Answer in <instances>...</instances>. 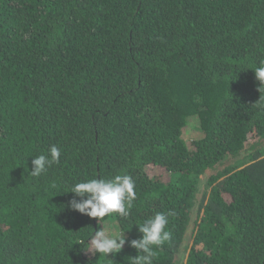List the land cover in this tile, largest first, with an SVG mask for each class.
Here are the masks:
<instances>
[{
  "label": "trees",
  "instance_id": "trees-1",
  "mask_svg": "<svg viewBox=\"0 0 264 264\" xmlns=\"http://www.w3.org/2000/svg\"><path fill=\"white\" fill-rule=\"evenodd\" d=\"M262 62L264 0H0V264H132L157 212L154 264H264ZM117 174L128 217L68 207ZM108 226L128 243L88 252Z\"/></svg>",
  "mask_w": 264,
  "mask_h": 264
},
{
  "label": "clouds",
  "instance_id": "clouds-1",
  "mask_svg": "<svg viewBox=\"0 0 264 264\" xmlns=\"http://www.w3.org/2000/svg\"><path fill=\"white\" fill-rule=\"evenodd\" d=\"M257 80L264 85V62L253 69ZM264 95V86L258 88ZM262 98V96H261ZM61 149L55 145L51 146L47 155L41 154L32 159L33 177H40L54 163L59 164ZM67 193H74L75 197L68 207L80 214L98 219L101 224L103 218L111 214H118L120 217H128L136 199L135 182L130 175L117 174L110 179H89L85 182H77L66 187ZM169 212L168 215H174ZM168 215L157 212L154 217L144 221L139 226L141 238L130 241V246L136 249L138 256L132 258V264H154L157 257V250L166 241L171 239L172 233L167 230ZM128 243L124 233L101 227L100 230L92 233L91 239L84 244L86 250L91 253H99L100 256L108 258L109 255H116L121 252Z\"/></svg>",
  "mask_w": 264,
  "mask_h": 264
},
{
  "label": "rangeland",
  "instance_id": "rangeland-1",
  "mask_svg": "<svg viewBox=\"0 0 264 264\" xmlns=\"http://www.w3.org/2000/svg\"><path fill=\"white\" fill-rule=\"evenodd\" d=\"M188 130H189V131H188L187 133H189L191 129L189 128ZM191 132H192V131H191ZM191 132H190V135H192ZM150 172H151L152 174L155 173L154 171H150ZM164 178H166L165 181L168 180V178H167V176H166L165 174H164ZM201 196H202V194L200 193V194H199V197H201ZM107 228H108V229H112V230L118 232V230H115V229H113V228H111V227H109V226H108ZM185 263H187L186 258L182 260V264H185Z\"/></svg>",
  "mask_w": 264,
  "mask_h": 264
}]
</instances>
